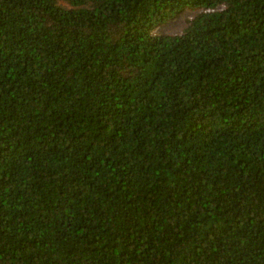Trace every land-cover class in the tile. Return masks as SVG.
I'll return each instance as SVG.
<instances>
[{"label":"trees","instance_id":"1","mask_svg":"<svg viewBox=\"0 0 264 264\" xmlns=\"http://www.w3.org/2000/svg\"><path fill=\"white\" fill-rule=\"evenodd\" d=\"M65 1L0 0V264H264V0Z\"/></svg>","mask_w":264,"mask_h":264},{"label":"rangeland","instance_id":"2","mask_svg":"<svg viewBox=\"0 0 264 264\" xmlns=\"http://www.w3.org/2000/svg\"><path fill=\"white\" fill-rule=\"evenodd\" d=\"M60 3L64 6H68V2L65 0H60ZM195 11L190 10V9H185L182 13L177 15L174 19L157 26L156 30L158 32L164 33V32H169V33H176L180 32L181 29L185 26L186 24V18L193 15Z\"/></svg>","mask_w":264,"mask_h":264}]
</instances>
